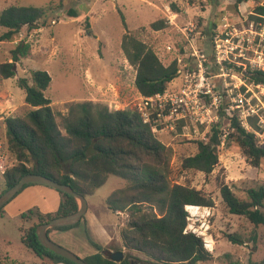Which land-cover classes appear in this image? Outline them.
Instances as JSON below:
<instances>
[{
    "label": "rangeland",
    "instance_id": "obj_1",
    "mask_svg": "<svg viewBox=\"0 0 264 264\" xmlns=\"http://www.w3.org/2000/svg\"><path fill=\"white\" fill-rule=\"evenodd\" d=\"M234 3L235 0H0V11L9 4L46 8L44 19L35 28L24 26L12 40H0V62L10 60V50L20 40L30 45L27 57L16 63L15 75L0 79V164L3 171L12 159L5 142L4 120L9 116H22L31 109L25 103L23 89L17 84L20 77L30 79L31 70H45L50 75L51 82L44 95L50 99L56 114H65L66 103L71 101L92 100L109 108L131 107L139 94L133 83L135 69L120 47L124 33L129 32L144 41L162 62L168 63L174 52L182 49L177 26L189 21L198 23L206 37L204 44L208 51L214 34L231 31L236 47L224 62V76L229 84L217 120L224 133L217 148L218 165L210 174L181 167L182 159L196 152V141L208 139L210 127L207 131L205 125L194 122L177 123L173 129L155 135L171 148L172 181L202 190L213 201L212 206H198L195 210L186 206L189 213L186 229L202 236L205 248L212 254L210 260L196 264H264V225L254 227L244 216L229 213L219 191L224 182L238 198L245 199L247 189L264 185V159L258 166L249 164L236 144L225 138L230 130L228 117L240 115L246 122L250 121L246 111L237 108L233 100L240 93L244 107L248 103L255 109L254 118L260 129L255 131V137L264 145V85L250 83L248 78V70L264 67V17L255 13L257 5L264 6V0H247L237 6ZM71 11L75 15H70ZM158 19H164L167 26L154 30L150 23ZM223 23L227 26L221 27ZM4 31L0 26V35ZM167 45L172 46L170 51ZM213 69L216 71V66ZM178 83L177 76L167 87ZM57 118L59 120V116ZM247 129L253 130L249 124ZM1 173L0 190L4 186ZM123 185L125 181L121 177L109 175L104 184L86 196L84 219L76 225H80L79 237L85 240L88 250H96L94 244L110 251L121 249L123 255L131 254L139 261L135 264H155L148 262L145 254L123 247L120 231L126 224V215L106 207L108 195ZM38 187L40 191L58 194L46 186ZM33 206L52 211L57 203L33 193L26 199L12 198L5 205V212H0V253L7 254L10 260L26 264L43 261L21 242L20 227L28 225L21 214ZM253 229L257 233L255 244L248 240ZM234 232L245 242L235 244L228 240L226 234ZM49 237L63 246L62 239L58 243L54 235ZM72 252L83 257L80 249Z\"/></svg>",
    "mask_w": 264,
    "mask_h": 264
},
{
    "label": "trees",
    "instance_id": "obj_2",
    "mask_svg": "<svg viewBox=\"0 0 264 264\" xmlns=\"http://www.w3.org/2000/svg\"><path fill=\"white\" fill-rule=\"evenodd\" d=\"M244 1L247 0H235L234 4L237 6ZM255 13L264 15V6L257 5ZM45 15V7L9 4L0 11V26L5 28L0 40H12L24 26L35 28ZM70 15H75L74 11ZM166 26L164 19L150 23L154 30ZM120 47L135 69L133 83L139 95L163 92L179 74V50L174 52L170 62L164 63L150 46L129 32L123 34ZM29 50V43L20 40L10 50V60L0 62V79L14 76L16 63L27 57ZM248 73L249 81L264 84V70L252 69ZM50 82L48 72L39 69L30 71V79L20 77L17 80L24 91L25 103L31 109L22 116H9L4 120L5 142L12 159L1 173L4 186L0 193L22 175L37 173L67 184L86 197L104 184L109 175H115L121 177L125 185L114 189L105 204L112 212L126 215V224L120 231L125 249L141 252L149 258L148 262L155 264H196L210 260L212 254L205 248L202 236L186 229L189 216L186 206L210 207L212 198L202 190L172 181L171 148L162 143L150 125L130 107L111 109L92 100L71 101L66 103L65 114H56L50 99L44 95ZM222 114L225 116L224 112ZM228 119L230 130L226 140L236 144L249 164L258 166L264 159V145L255 137V131L260 130L256 119L249 117L252 131L241 124L237 115ZM223 134L220 122L212 124L208 139L196 141V152L184 157L181 167L210 174L218 165L217 148ZM30 185L42 184L27 183L16 195ZM54 190L60 195L55 211L41 212L32 207L21 214L28 222L26 227H20L21 242L43 260L40 264H49L46 258L51 262L75 264L44 247L37 239L39 224L78 209L79 203L74 196ZM219 191L229 213L244 216L254 227L264 225V185L247 189L245 199L238 198L224 182H221ZM4 206L0 207V212ZM80 221L48 228L47 232L68 229ZM226 237L235 244L245 242L235 232L226 234ZM248 240L254 244L257 242L254 229ZM94 246L98 251L83 257L88 264L139 262L131 254L113 261L111 249ZM116 250L121 251H113ZM0 264L26 263L10 260L6 254L0 253Z\"/></svg>",
    "mask_w": 264,
    "mask_h": 264
},
{
    "label": "built area",
    "instance_id": "obj_3",
    "mask_svg": "<svg viewBox=\"0 0 264 264\" xmlns=\"http://www.w3.org/2000/svg\"><path fill=\"white\" fill-rule=\"evenodd\" d=\"M259 15L264 17V15ZM222 26L227 25L223 23ZM177 30L182 43L180 55L177 57L180 66L179 83L176 86L167 87L161 93L150 96L139 95L130 108L138 112L142 121L150 125L154 133L173 129L177 123L187 122L205 125L208 131L212 124L217 123L225 88L229 84L224 76L226 69L224 62L229 58V54H233L236 47L232 41L233 37L230 36L232 32L223 31L214 34L208 51L204 44L206 37L201 33L198 23L189 21L185 25L177 26ZM166 49L170 51L172 46L167 45ZM214 66H216V71L213 69ZM252 69L264 70V67L258 66L250 70ZM250 83L255 84L252 81ZM233 100L237 108L242 107V110L246 111L247 120L249 117L256 116L254 115L255 109L251 105L247 103L244 107L240 93ZM124 108L126 107H114L113 109ZM237 116L247 129L249 122L243 120L240 115ZM0 171L3 172L2 164H0Z\"/></svg>",
    "mask_w": 264,
    "mask_h": 264
},
{
    "label": "water",
    "instance_id": "obj_4",
    "mask_svg": "<svg viewBox=\"0 0 264 264\" xmlns=\"http://www.w3.org/2000/svg\"><path fill=\"white\" fill-rule=\"evenodd\" d=\"M27 183H37L48 186L53 189L60 190L71 196H74L79 203L78 209L75 212L66 215H60L50 219L45 223H41L36 227V235L38 241L49 250L59 254L75 264H88L83 257L76 255L74 252L68 250L67 248L54 242L48 235L47 229L54 227L69 226L78 223L82 216L87 210L86 197L80 193L74 191L69 185L59 183L45 175L37 173H26L22 175L17 182H15L11 187L7 188L5 191L0 193V207L7 204L16 193ZM123 253L121 251L111 252V259L113 261H119L122 259Z\"/></svg>",
    "mask_w": 264,
    "mask_h": 264
},
{
    "label": "crops",
    "instance_id": "obj_5",
    "mask_svg": "<svg viewBox=\"0 0 264 264\" xmlns=\"http://www.w3.org/2000/svg\"><path fill=\"white\" fill-rule=\"evenodd\" d=\"M38 186L39 185H30V186L24 188L14 198L26 199V198H28V196L30 194H33V193L36 196H38V198H41V196H47L54 203L55 202L57 203V206H56V208L54 210H52V211H45V210H42L41 208H39L38 206H33V207L38 208L41 212H53V211H55L57 209L58 204H59V201H60V195H59V193L58 194L53 193L54 191H40V189H39ZM40 186H44V185H40ZM29 190H31V191H29ZM4 212H5V210L3 209V211L1 213H4ZM79 230H80V225L75 226V227H70V228L64 229V230L51 229L49 231L48 235H54V237L57 238V240H56L57 242L60 241L59 239H62L61 241H63V242H61V243H64L62 245L64 247L72 250V251H74L75 248L80 249V251L83 253L82 254L83 257L88 256L90 254H93V253L97 252L98 251L97 249L96 250H88V247H85L87 245V243L85 242L84 239H81V236L79 237V234H80L79 233ZM84 230H85V228H84ZM58 243H60V242H58ZM107 243H109V242H105V244H107ZM85 250H87V252ZM112 252H113V250H112ZM57 264H65V263H63V262H57Z\"/></svg>",
    "mask_w": 264,
    "mask_h": 264
},
{
    "label": "bare ground",
    "instance_id": "obj_6",
    "mask_svg": "<svg viewBox=\"0 0 264 264\" xmlns=\"http://www.w3.org/2000/svg\"><path fill=\"white\" fill-rule=\"evenodd\" d=\"M197 207H198V206H194V205L191 206V205H190V206H188V209L195 210V209H197Z\"/></svg>",
    "mask_w": 264,
    "mask_h": 264
}]
</instances>
